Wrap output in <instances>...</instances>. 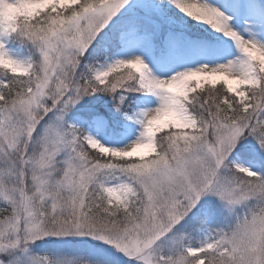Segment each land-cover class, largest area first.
<instances>
[{
    "label": "snow or ice",
    "instance_id": "1",
    "mask_svg": "<svg viewBox=\"0 0 264 264\" xmlns=\"http://www.w3.org/2000/svg\"><path fill=\"white\" fill-rule=\"evenodd\" d=\"M170 2L234 41L241 57L168 79L153 76L139 56L84 75L82 58L101 40L111 46L110 25L122 9L156 5L0 0V264H10L11 249L50 236L103 241L131 264H264V174L228 163L248 137L264 150V43L245 39L232 29V17L206 0ZM246 7L257 11L254 3ZM259 13L264 18V5ZM138 32L130 20L118 38L132 43ZM10 38L31 44L39 58L10 56ZM119 69L127 71L108 79ZM218 77L226 89L200 87ZM117 91L159 99L140 114L143 130L124 149L102 144L66 119L84 97ZM164 128L170 131L156 137ZM106 177L119 182L108 184ZM208 194L246 210L191 246L185 230L193 223L203 228L193 209ZM36 264L91 262L45 256Z\"/></svg>",
    "mask_w": 264,
    "mask_h": 264
},
{
    "label": "rangeland",
    "instance_id": "2",
    "mask_svg": "<svg viewBox=\"0 0 264 264\" xmlns=\"http://www.w3.org/2000/svg\"><path fill=\"white\" fill-rule=\"evenodd\" d=\"M156 5L153 9L135 8L132 11L122 9L118 18H114L115 24L110 25L111 35L118 34L121 28L130 20L134 21L139 32L134 42L128 43L120 40V49L110 58L94 68L89 61V54L82 58L79 72L84 75H91L92 69L106 67L108 64L118 59H131L139 56L147 64L152 75L158 79H168L177 72L188 69H196L207 65L215 67L219 64H226L241 57L239 49L234 41L225 37L223 33L216 32L206 24H201L191 17H188L170 0H148ZM191 3L195 0H185ZM210 5L219 8L225 15L231 16L230 24L232 29L241 34L245 39L254 38L260 43H264V18L260 16L259 8L264 5V0H206ZM130 5H136L138 0H129ZM249 3L256 5L257 11L252 14L246 7ZM192 20L195 26L200 27L212 36V40L205 38L188 37L175 33H165L162 31L161 22L166 20L180 25L179 20ZM160 24H159V22ZM106 32L109 29L105 30ZM7 51L10 56L21 61H35L39 54L31 44L22 43L19 39L10 38L7 41ZM126 69H119L110 73L108 79L117 76L119 72H126ZM234 79L235 77H229ZM220 86V87H219ZM226 85L222 78L218 77L215 84L201 81V88H221ZM243 89L245 86H240ZM140 94L134 102L133 111L129 114L122 111L129 109L131 99L130 93ZM234 94V93H233ZM105 106L110 108L113 119L124 124L116 125L117 128L109 126V121L98 113H93L94 108L90 106ZM129 104V105H128ZM159 104L158 97L141 91H117L112 95L96 93L93 96L84 97L66 116L71 123L78 127H84L85 132L111 148L124 149L135 142L141 131L142 125L138 122L143 111L151 110ZM89 108L87 110L86 108ZM90 113V117L86 114ZM51 115V114H50ZM170 131L168 128L161 129L156 133V137ZM244 144L243 150L234 152L229 157V165H239L250 168L253 171H264V150L259 149V145L251 138L241 141ZM239 147V145H238ZM248 152V153H246ZM151 155V154H150ZM150 158V157H147ZM127 159V158H126ZM131 159H136L132 157ZM233 170H235L233 168ZM105 182L115 184L119 181L111 177H106ZM4 206V201L0 198V207ZM198 211L199 218L204 221L201 228L198 224H190L186 231L185 243L197 246L205 238L208 231L227 228L233 223L235 216L246 210L245 206L231 208L218 197L208 194L202 197L201 203L197 205L193 212ZM179 227V226H178ZM195 229V230H193ZM49 257L50 259H84L91 264H131L121 253L105 244L103 241L90 237L65 236L46 237L36 240L28 246H21L11 249L9 253L10 264H36L37 257ZM3 258V257H0Z\"/></svg>",
    "mask_w": 264,
    "mask_h": 264
},
{
    "label": "trees",
    "instance_id": "3",
    "mask_svg": "<svg viewBox=\"0 0 264 264\" xmlns=\"http://www.w3.org/2000/svg\"><path fill=\"white\" fill-rule=\"evenodd\" d=\"M181 22V24H183L182 26L187 29V31H192V30H196V26H194V24L190 21V20H179ZM176 29H182V28H178L175 27ZM106 55V53H102L99 49H96V50H92L91 51V54H89V61L92 62V59H96L97 61H100L104 58V56ZM220 87V86H219ZM221 88H224V86H221ZM225 89V88H224ZM130 104V103H129ZM128 104V105H129ZM102 109L105 113H109V109L110 108H106L105 106H102Z\"/></svg>",
    "mask_w": 264,
    "mask_h": 264
}]
</instances>
